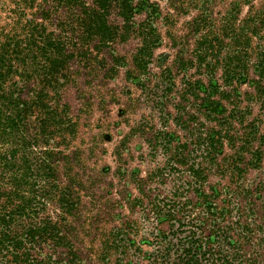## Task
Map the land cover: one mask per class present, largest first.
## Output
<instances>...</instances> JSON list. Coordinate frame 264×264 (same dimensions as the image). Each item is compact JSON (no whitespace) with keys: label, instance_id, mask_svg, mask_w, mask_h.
<instances>
[{"label":"rangeland","instance_id":"obj_1","mask_svg":"<svg viewBox=\"0 0 264 264\" xmlns=\"http://www.w3.org/2000/svg\"><path fill=\"white\" fill-rule=\"evenodd\" d=\"M16 1L0 0V32L14 27ZM148 1L158 7L153 20L160 38L147 70L137 69L131 61L140 43L131 33L126 40L91 50L87 58H74L70 78L61 89V102L68 105L76 125L60 146L67 158L56 181L71 188L77 204L64 215L52 201L45 214L53 220L64 217L61 230L77 264H148L161 234L168 230L153 207L157 203L186 202L189 215L199 220L212 218L206 207H216L223 212L218 216L221 224L250 221L253 240L264 236V107L245 79L222 86L229 93L220 99L224 109L205 117L208 84L211 80L222 85L220 71L209 79L189 61L196 40L190 28L195 16L203 11L219 23L230 14L235 24L243 25L247 15L264 11V0ZM147 10L137 11L134 27ZM109 19L120 23L114 12ZM249 77L256 78L253 67ZM233 109L236 116L228 125L223 120ZM221 128L229 135L255 130L251 147L258 149L260 159L256 162L249 151L238 154L224 137L222 145L216 144L215 159L202 164L206 179L195 184L188 165L171 157L180 148L177 145L187 141L183 154L193 160V140ZM65 252L62 247L43 246L37 256L66 264Z\"/></svg>","mask_w":264,"mask_h":264},{"label":"trees","instance_id":"obj_2","mask_svg":"<svg viewBox=\"0 0 264 264\" xmlns=\"http://www.w3.org/2000/svg\"><path fill=\"white\" fill-rule=\"evenodd\" d=\"M143 7L150 10L134 27V16ZM13 9L14 27L0 32V264H60L62 260L37 256L43 246L65 248L64 263L77 264L71 242L61 230L64 217L53 220L45 214L52 201L64 215L77 204L71 188L56 181L67 158L60 146L76 125L68 105L61 102V89L70 78L74 58H87L91 50L126 40L131 33L140 40L131 61L146 71L160 38L153 20L158 7L148 0H17ZM113 12L120 23L110 21ZM235 23L230 14L218 23L203 11L190 23L196 36L190 63L209 79L219 70L222 82L208 84L203 106L207 118L224 109L220 99L229 93L223 87L245 79L264 107V11L247 15L243 25ZM251 67L256 78L249 77ZM194 84L200 87L201 80ZM235 113L231 110L223 122L230 125ZM212 133L193 140V160L189 153L183 154L189 148L187 141L178 144L171 157L188 165L193 183L206 179L202 164L215 159L216 144L222 145L224 137L238 154L249 151L259 161L258 149L251 147L255 130L229 135L221 128ZM170 203L174 204L153 205L168 230L161 234L148 264H264V236L253 240L250 221L221 224L218 216L223 212L210 206L206 212L212 218L199 220L189 215L186 202Z\"/></svg>","mask_w":264,"mask_h":264}]
</instances>
